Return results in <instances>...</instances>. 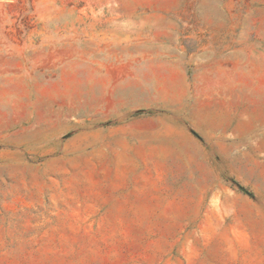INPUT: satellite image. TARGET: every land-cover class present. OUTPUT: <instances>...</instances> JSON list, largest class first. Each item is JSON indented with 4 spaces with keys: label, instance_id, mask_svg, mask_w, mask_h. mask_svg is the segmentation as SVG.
Returning a JSON list of instances; mask_svg holds the SVG:
<instances>
[{
    "label": "rangeland",
    "instance_id": "rangeland-1",
    "mask_svg": "<svg viewBox=\"0 0 264 264\" xmlns=\"http://www.w3.org/2000/svg\"><path fill=\"white\" fill-rule=\"evenodd\" d=\"M0 264H264V0H0Z\"/></svg>",
    "mask_w": 264,
    "mask_h": 264
},
{
    "label": "water",
    "instance_id": "water-1",
    "mask_svg": "<svg viewBox=\"0 0 264 264\" xmlns=\"http://www.w3.org/2000/svg\"><path fill=\"white\" fill-rule=\"evenodd\" d=\"M239 188L242 189L245 192H248L246 188H244L243 186L239 185Z\"/></svg>",
    "mask_w": 264,
    "mask_h": 264
},
{
    "label": "crops",
    "instance_id": "crops-1",
    "mask_svg": "<svg viewBox=\"0 0 264 264\" xmlns=\"http://www.w3.org/2000/svg\"><path fill=\"white\" fill-rule=\"evenodd\" d=\"M206 114L208 115V114H212V111H208V110H206ZM215 115H212V118L214 117ZM215 118V117H214Z\"/></svg>",
    "mask_w": 264,
    "mask_h": 264
}]
</instances>
